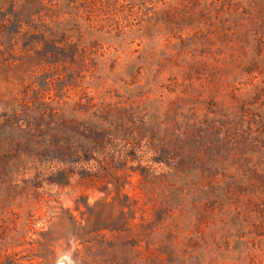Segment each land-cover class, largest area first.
Masks as SVG:
<instances>
[{"label":"rangeland","instance_id":"1","mask_svg":"<svg viewBox=\"0 0 264 264\" xmlns=\"http://www.w3.org/2000/svg\"><path fill=\"white\" fill-rule=\"evenodd\" d=\"M264 264V0H0V264Z\"/></svg>","mask_w":264,"mask_h":264},{"label":"water","instance_id":"2","mask_svg":"<svg viewBox=\"0 0 264 264\" xmlns=\"http://www.w3.org/2000/svg\"><path fill=\"white\" fill-rule=\"evenodd\" d=\"M56 264H75V262L70 257L63 256L57 261Z\"/></svg>","mask_w":264,"mask_h":264}]
</instances>
